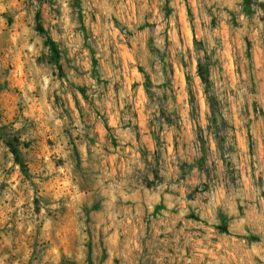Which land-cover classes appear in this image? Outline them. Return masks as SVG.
Masks as SVG:
<instances>
[{
    "label": "rangeland",
    "instance_id": "374dc122",
    "mask_svg": "<svg viewBox=\"0 0 264 264\" xmlns=\"http://www.w3.org/2000/svg\"><path fill=\"white\" fill-rule=\"evenodd\" d=\"M0 264H264V0H0Z\"/></svg>",
    "mask_w": 264,
    "mask_h": 264
},
{
    "label": "trees",
    "instance_id": "16d2710c",
    "mask_svg": "<svg viewBox=\"0 0 264 264\" xmlns=\"http://www.w3.org/2000/svg\"><path fill=\"white\" fill-rule=\"evenodd\" d=\"M48 44L50 45V47L53 50V52L55 53V55H58V51H57L56 47L54 46V43L52 41L48 40Z\"/></svg>",
    "mask_w": 264,
    "mask_h": 264
}]
</instances>
